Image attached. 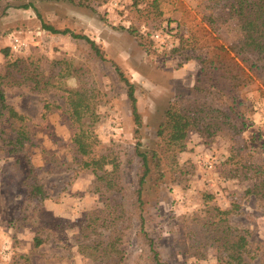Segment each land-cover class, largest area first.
I'll return each mask as SVG.
<instances>
[{
	"label": "rangeland",
	"instance_id": "obj_1",
	"mask_svg": "<svg viewBox=\"0 0 264 264\" xmlns=\"http://www.w3.org/2000/svg\"><path fill=\"white\" fill-rule=\"evenodd\" d=\"M24 4L33 7H20ZM210 12L205 0H108L97 3L95 11L66 0H0V88L8 106L28 119L34 143L24 153L12 155L0 139V264H105L81 255L76 236L88 213L107 202L112 206L125 204L132 216L131 230L128 222L123 224L122 264H155L149 240L164 264H222L225 254L217 250L206 223L213 207L229 210L235 205L239 208L230 216V223L250 232L255 256L252 264H264V199L246 193L251 181L232 177L230 136L219 133L203 139L190 131L184 148L177 153L176 166L172 154L158 142L165 112L176 99L189 95L197 83L201 59L211 55L203 49L208 46L202 44L203 38L180 53L172 50L182 38L200 36L202 29L211 31L204 18ZM41 20L87 36L96 42L105 60L84 40L44 30ZM129 28L145 36L146 42H153L150 52L140 46ZM216 36L224 43L231 40L224 27ZM16 60H23L21 68L37 63L47 77L53 74L49 62L68 61L72 74L59 88L75 89L85 84L98 90L101 119L95 133L120 158L126 186L123 193L95 192L94 175L82 169V158L71 144L75 125L68 115L65 93L61 89L34 91L30 81L17 85L20 76L8 75ZM115 66L135 86L142 121L138 134L127 88ZM261 78L257 74L254 84L241 92L240 99L245 100L239 109L242 116L233 115L243 131L241 140L260 161L264 160V94L258 91ZM9 126L6 120L0 122L1 128ZM138 142L142 151L157 152L161 164L143 186L142 214L148 239L139 231L135 209L134 191L143 173L135 150ZM25 155L48 196L42 206L28 198L23 184L29 174ZM102 231L105 237L110 233ZM37 237L44 241L39 247L34 244Z\"/></svg>",
	"mask_w": 264,
	"mask_h": 264
},
{
	"label": "trees",
	"instance_id": "obj_2",
	"mask_svg": "<svg viewBox=\"0 0 264 264\" xmlns=\"http://www.w3.org/2000/svg\"><path fill=\"white\" fill-rule=\"evenodd\" d=\"M66 1L95 11L97 3L101 5L108 0ZM205 4L206 8L211 10L208 15L204 14L211 31L199 29L200 36L193 34V37L180 39L179 46L174 48L172 53H180L184 47L193 42L199 43L200 38H203L202 44H208L203 46V49H207V53L211 55L201 59L200 74L189 95L176 99L165 112L157 132L159 146L172 154L176 166L177 153L184 148L190 131H196L203 139L214 138L219 133L227 134L233 142L228 158L230 164L234 165L232 171L235 174L232 177H237L241 181H251L246 193L264 199V160H258L249 152L250 146H246L241 140L243 131L233 120V115L237 118L242 116L239 109L244 106L245 100L240 99V94L254 84L257 74L262 77V88L258 91L264 94V0H205ZM20 7L27 9L33 6L24 4ZM38 16L41 19L39 13ZM222 27L231 33V40L227 43L216 36ZM42 28L54 35H71L75 39L86 41L100 59L105 60L102 50L87 36L75 34L68 29H57L44 21ZM128 32L136 37L141 47L150 52V45H153V42L150 40L146 42L145 36L136 29L129 28ZM49 63L53 74L48 77L37 63L31 62L30 67L24 65L21 68L23 60H16L10 64L8 75L15 73L14 78L20 76L17 85L32 82L31 89L34 91L62 90L59 88L62 80L72 74L70 64L65 60ZM115 70L127 88L131 113L137 126L135 133L138 134L142 121L135 86L120 67L115 66ZM62 91L66 95L69 118L75 125L71 144L82 158V169L89 170L94 175L95 192L123 193L126 186L121 175L120 158L111 147L104 146L95 133V125L101 119L97 112L100 93L85 84ZM49 107L46 105L45 109ZM5 120L10 126L9 129L0 127V139L4 148L12 155L24 153L26 147L33 143L28 119L8 106L5 93L0 88V122L4 123ZM10 132L13 134L12 137L9 136ZM246 149L247 152L244 153ZM135 150L143 169L139 187L134 191L135 209L139 212V231L147 237L145 218L142 214L143 186L152 170L158 169L161 164L158 153L142 151L140 142L136 144ZM25 158L29 165V174L23 184L28 189V198L42 206L48 196L35 174L36 169L27 155ZM237 208L239 207L236 205L229 210L213 207L210 209L212 216L206 223L207 231L216 242L217 250L225 254L222 264H252L255 260L251 250L250 232L230 223V216ZM131 219L132 216L125 204L112 206L107 202L103 208L89 212L84 226L76 236L79 253L95 262L122 264L124 251L120 247L126 236L123 224L128 222V229L131 230ZM102 230L109 231V235L105 237ZM43 242L41 238H35V247L41 246ZM149 249L154 263L164 264L152 240H149Z\"/></svg>",
	"mask_w": 264,
	"mask_h": 264
},
{
	"label": "built area",
	"instance_id": "obj_3",
	"mask_svg": "<svg viewBox=\"0 0 264 264\" xmlns=\"http://www.w3.org/2000/svg\"><path fill=\"white\" fill-rule=\"evenodd\" d=\"M17 43V42H16ZM16 48H17V46H16Z\"/></svg>",
	"mask_w": 264,
	"mask_h": 264
}]
</instances>
